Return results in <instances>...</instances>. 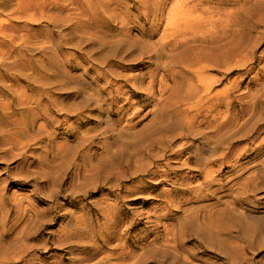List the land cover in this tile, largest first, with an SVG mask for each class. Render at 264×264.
Masks as SVG:
<instances>
[{
  "label": "rangeland",
  "instance_id": "rangeland-1",
  "mask_svg": "<svg viewBox=\"0 0 264 264\" xmlns=\"http://www.w3.org/2000/svg\"><path fill=\"white\" fill-rule=\"evenodd\" d=\"M0 264H264V0H0Z\"/></svg>",
  "mask_w": 264,
  "mask_h": 264
},
{
  "label": "bare ground",
  "instance_id": "bare-ground-1",
  "mask_svg": "<svg viewBox=\"0 0 264 264\" xmlns=\"http://www.w3.org/2000/svg\"><path fill=\"white\" fill-rule=\"evenodd\" d=\"M185 114H186V113H185ZM176 125H177V124H176ZM176 125H175V126H176ZM177 126H178V125H177ZM177 126H176V127H177ZM176 127H175V128H176ZM247 242H248V241H247Z\"/></svg>",
  "mask_w": 264,
  "mask_h": 264
}]
</instances>
